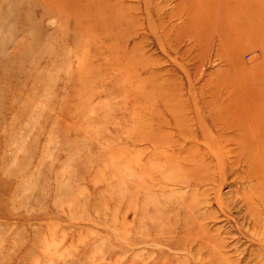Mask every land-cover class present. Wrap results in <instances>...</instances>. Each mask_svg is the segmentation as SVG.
Instances as JSON below:
<instances>
[{
	"label": "rangeland",
	"instance_id": "374dc122",
	"mask_svg": "<svg viewBox=\"0 0 264 264\" xmlns=\"http://www.w3.org/2000/svg\"><path fill=\"white\" fill-rule=\"evenodd\" d=\"M227 13L264 31V0H0V264H264L231 141L264 125V37L226 57ZM236 75L259 118L221 111Z\"/></svg>",
	"mask_w": 264,
	"mask_h": 264
},
{
	"label": "bare ground",
	"instance_id": "6f19581e",
	"mask_svg": "<svg viewBox=\"0 0 264 264\" xmlns=\"http://www.w3.org/2000/svg\"><path fill=\"white\" fill-rule=\"evenodd\" d=\"M246 6L247 5L244 6V9L249 13L248 15L250 16V21H253V20L258 21V18L256 17V15L253 14V13H256L257 10H258L257 13H259V15L262 17L263 14L259 12V9L256 10L255 8H253V10H250L249 7H246ZM236 7H240L241 9L243 8V5L238 4ZM230 15L232 14L227 13L222 18V20L219 23L220 26L217 28V32H216L219 38L220 46L223 48L224 53L226 54V57L231 56V54L233 53V50L236 49V46L238 44L245 42L241 38H240L241 40L236 39L238 35L237 32H240L239 31L240 29L245 30L247 28V30H249V34H251L252 36L250 39L252 41L254 40L257 43H259L260 37H264V31L262 28L263 27L262 24L261 26H259L257 24L251 23V24H248L247 26L244 25L243 27L242 20L236 19V17L234 19L233 18V15H235L234 13L232 16ZM257 30L260 31V34L257 32ZM231 85L235 87V89L237 88L238 90L234 96V100L232 99L233 105L231 106L226 105L221 109V111L222 112L224 111V114H226V113H232L233 112L232 110L236 109L237 114H236L235 119L236 118L244 119L249 113H251L254 117L259 118V115L256 113V111L258 112V109H259L258 107L259 97H258L257 91L254 90V86H252V88L250 89L249 96H248V94L244 93L240 89V80L237 78V75L233 76V79L231 80ZM236 106H238V108ZM250 107H252V109ZM261 116L264 118L263 114ZM262 127H260L261 130L257 134L258 137L255 138L253 137L250 130L245 127V125L240 126L239 127L240 129L238 130L237 134H235V137L233 136L231 139L232 143L236 145V148L238 149V151L245 150V151H248L247 153L254 152V151L261 153L260 154L261 156L257 155V157L253 158L252 160L250 159L249 161L250 166H251L250 169L252 170L249 172V175H251V177H253L254 179H256L257 177L259 178V180L256 179L257 181L253 185V187H256L258 189V191L264 190V180L262 179V177L264 176V125H262ZM245 151H242V153L245 154ZM246 156H248V154Z\"/></svg>",
	"mask_w": 264,
	"mask_h": 264
}]
</instances>
